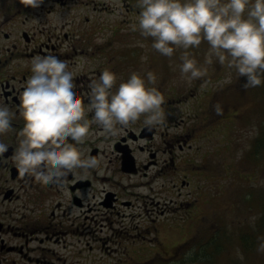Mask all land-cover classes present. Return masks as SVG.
<instances>
[{
  "label": "flooded vegetation",
  "instance_id": "1",
  "mask_svg": "<svg viewBox=\"0 0 264 264\" xmlns=\"http://www.w3.org/2000/svg\"><path fill=\"white\" fill-rule=\"evenodd\" d=\"M46 1L33 9L19 0H0V105L6 104L16 113L12 122L15 131L0 135V143L8 146V151L0 154V264H80L90 257L87 249L123 253L131 244L136 246L132 233L144 234L143 223L151 222L159 232L160 219L169 216L171 205L172 212H183L181 220L169 228L176 229L196 208L192 200L203 188L209 163L206 151L217 149L214 145L205 147L201 143L204 136L195 137L192 117L185 114L188 117L178 118L177 103L192 102L196 95L175 101L173 87L168 85L161 91L159 78L154 85L149 84L147 75L133 68L136 63L112 54L113 39L103 9L90 6L89 1L49 0L45 6ZM72 10L77 12L65 22L51 20L53 15L60 16L59 11ZM37 55L57 56L70 71L83 65L74 78V91L85 105L89 103V82L104 69L116 74L117 87L137 72L147 87H156L164 96V123L148 128L142 116L117 138H90L78 147L85 156L96 157L100 166L87 173L77 170L60 184L43 185L30 177L22 178L12 160L18 143L16 133L24 123L19 117V96ZM92 115L89 113V119ZM92 131H97L95 125ZM165 193L174 197L161 198ZM145 197L150 198V204ZM136 205L139 211L130 213ZM135 216L138 219L134 221ZM170 224L169 217L167 227ZM194 230L196 234L197 227ZM174 235L173 245L161 247L168 257L197 249L206 238L199 232L202 240L197 243V237ZM114 242L119 249L112 246Z\"/></svg>",
  "mask_w": 264,
  "mask_h": 264
},
{
  "label": "clouds",
  "instance_id": "2",
  "mask_svg": "<svg viewBox=\"0 0 264 264\" xmlns=\"http://www.w3.org/2000/svg\"><path fill=\"white\" fill-rule=\"evenodd\" d=\"M19 3L36 9L43 0ZM136 7L140 10L138 24H132L131 30L151 38L152 49L170 59L182 50L179 68L188 83L207 76V68L198 66L188 51L202 43L208 45L205 64L211 65L215 58L221 66L235 69L239 77L247 78L245 89L264 82V0H137ZM82 68L77 65L70 71L54 55L32 58L31 75L19 96V117L24 123L16 133L18 143L12 155L22 178L43 185L60 184L77 170L87 173L100 166L96 157L85 156L78 147L90 138H117L142 116L148 128L164 123V96L156 87H147L137 72L117 87L116 74L104 69L89 82L85 105L74 91V78ZM147 81L156 83L152 71L147 72ZM214 110L222 114L220 105ZM89 113H93L91 119ZM15 118L6 104L0 105V135L15 131ZM7 151L8 146L0 143V154ZM259 250L264 251V245Z\"/></svg>",
  "mask_w": 264,
  "mask_h": 264
},
{
  "label": "rangeland",
  "instance_id": "3",
  "mask_svg": "<svg viewBox=\"0 0 264 264\" xmlns=\"http://www.w3.org/2000/svg\"><path fill=\"white\" fill-rule=\"evenodd\" d=\"M79 1H89L90 6L97 7L96 9L99 11L103 9L107 13L105 15L108 17L107 25L113 30L111 36L114 56H122L128 62L136 63L132 64L133 68L136 67L138 71H143L145 75L148 71H152L159 78L161 91H164L168 85L173 87V91L177 93L175 101L196 95L193 103L181 105L177 103L181 113L178 118L188 117L185 114L192 117L195 137L204 136L205 139L201 143L205 147L214 145L212 148H217L215 151H206L209 163L207 173L203 176V188L199 195L192 200L196 208L192 210L190 217L188 215L185 221H181L179 227L169 229L181 220L180 215L183 214L182 211L172 212L173 205H171L169 216L160 219L159 232L151 222H146L147 226H145L146 223H143L144 234L142 231H139L138 234L137 231L132 233L133 238L136 239V246L131 244L128 246V250H124L123 253H108L109 255L96 250L91 252L87 249L90 257L89 259L84 258L80 264H94V262L95 264H156L159 261L158 264L177 263L182 257L181 254L168 257L161 248L166 244H172L173 237H175L174 232L178 233L177 238H182V236L195 238L198 237L199 232H202V236L206 237L204 243L208 242L209 235L214 232V238H220L218 240L220 246L228 241L226 244L228 249L224 251L219 249L210 263L201 260L187 264H264V251L258 250L255 254L248 255L238 243L241 228H247V226H250L251 229L252 227L257 228V223L262 215V226L264 225V214H262L261 208L264 204L260 205L264 201V157H261L264 152L260 153L258 159L248 158V154L264 127V82L258 87L245 89L243 85L247 82V78L239 77L235 69L230 70L226 66H221L215 58L211 65L205 64L208 45L202 43L199 48H190L188 51L190 58L197 60L198 66L207 68V76L188 83L181 76L179 68L182 63L180 60L182 50H177L170 59L152 49L151 38L145 39L138 31L131 30L132 24H138L137 18L140 11L137 7L132 6L131 0ZM48 4H50L49 0L45 2V6ZM76 12L77 10L59 11L60 16L53 15L51 20L53 23L59 24L65 22ZM121 27L122 29H120ZM141 44L144 47H141ZM142 56H146L147 60H142ZM229 78L231 83H225ZM215 105H220L222 114L216 113ZM145 193H147L146 190ZM163 195L161 197L163 199L174 197L166 193ZM145 198L147 199L146 203L150 204V198ZM139 209L136 205L130 210V213L139 211ZM169 217L171 224L167 227ZM130 219L127 222L129 227L133 225L130 223ZM137 219L138 216H135L133 220ZM139 220L142 219L139 218ZM196 227L197 231L194 234ZM166 229H169L170 234L168 241L165 239ZM211 231L213 232L210 233ZM250 233L251 231L247 230L243 234L247 242L250 241ZM124 242L127 244L128 239ZM171 244L167 246H171ZM122 245L124 243L120 246ZM112 246L117 247L115 242ZM213 248L214 244L208 246L207 250H213ZM117 249L119 248L117 247ZM207 250L204 253L200 250L203 258L208 256ZM109 252H112V249ZM198 255V252L188 250L185 257L191 261V257L195 258ZM201 255L199 257L202 259ZM85 256L87 255L85 254Z\"/></svg>",
  "mask_w": 264,
  "mask_h": 264
},
{
  "label": "trees",
  "instance_id": "4",
  "mask_svg": "<svg viewBox=\"0 0 264 264\" xmlns=\"http://www.w3.org/2000/svg\"><path fill=\"white\" fill-rule=\"evenodd\" d=\"M130 1V0H129ZM132 2V6L136 7L137 4V0H131ZM264 152V127L261 130V133L259 135V137L257 138V141L255 142V145L253 146L252 150L250 151V153L248 154V158H253V159H258L260 157V153ZM261 157H264V155H262ZM264 204V201H262L260 203ZM262 211L264 214V206H261ZM263 216V215H262ZM262 216L260 218V220L257 223V228L255 227H251L247 226V228H241V232L238 235V243L242 246L243 251H245L248 255L249 254H255L259 249L261 245H264V225L262 226ZM247 230H250V241L247 242L244 238L245 236H243L244 233H246ZM215 233L213 232L212 235L210 236V239L208 240V242H206V244L204 245V243L202 245H199L197 249H195L196 252H199L198 257H191V261H189L186 257H182L179 259V261L177 263H172V264H187V263H193V262H197V261H201V260H205L207 263H210L213 259L215 254L217 253V251L219 249H222V251H224L225 249H228L227 247V242L226 241L222 246L219 245L218 240L220 239L219 237L214 238ZM200 240L198 239V242ZM214 244V248L213 250L208 249L207 247ZM200 250H202L204 253L207 250V254L208 256H206L205 258L202 257V253H200ZM201 255L202 259L199 257ZM167 262L163 263L166 264ZM158 264V263H157Z\"/></svg>",
  "mask_w": 264,
  "mask_h": 264
}]
</instances>
